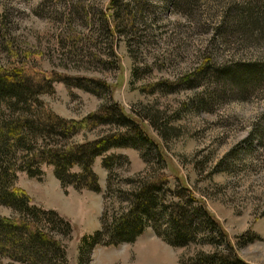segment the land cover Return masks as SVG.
<instances>
[{
    "label": "rangeland",
    "instance_id": "1",
    "mask_svg": "<svg viewBox=\"0 0 264 264\" xmlns=\"http://www.w3.org/2000/svg\"><path fill=\"white\" fill-rule=\"evenodd\" d=\"M255 1L196 0L175 12L166 0H128L133 10L117 18L111 0H0V69L24 67L78 83L82 87L54 82V92L41 99L61 118L78 121L116 105L155 143L116 147L97 157L92 171L99 192L62 185L52 166L41 165L40 176L18 173L14 189L69 224L70 233L54 234L65 264L83 263L85 236L101 231L107 238L105 226L131 209L133 181L148 173L153 180L166 178L164 205L178 202L190 211L203 205L216 230L204 227L197 242L178 247L156 233L152 221L134 242L93 247L88 264L188 263L215 249L226 254L225 241L230 255L264 264V83L241 93L230 80L198 71L264 63V32L253 39L233 33L264 29V20L249 28L244 19L248 13L258 18L264 0ZM124 127L102 123L70 142L122 134ZM110 156L121 158L108 171L102 161ZM0 215L9 218L13 211L0 205ZM160 217L165 230L168 217ZM0 264L28 263L0 255Z\"/></svg>",
    "mask_w": 264,
    "mask_h": 264
},
{
    "label": "trees",
    "instance_id": "2",
    "mask_svg": "<svg viewBox=\"0 0 264 264\" xmlns=\"http://www.w3.org/2000/svg\"><path fill=\"white\" fill-rule=\"evenodd\" d=\"M127 1L111 0L113 17L121 18L123 13L133 10L134 7ZM135 1L141 3L140 0ZM195 1L166 0L168 4H172L175 12H181L184 6ZM139 6L145 10L147 5ZM257 11L258 18L251 13L244 18L249 28L264 20V5H259ZM244 19L242 18L241 22L245 23ZM234 31L233 33L238 31L241 37L253 39L258 33L262 34L264 29ZM216 67L207 65L198 71L200 75L212 74L219 82L230 80L236 88L241 89V93L246 92L250 86L264 83V63L232 62L223 67ZM57 81L68 86L76 84L82 87L61 77H47L24 67L0 69V205L13 211V216L9 218L0 215V255L13 261L28 264H65V251L60 242L54 240V234L58 229L65 230L66 234L71 231L69 224L56 212L31 205L30 198L25 192L14 189L19 172L24 171L31 177L40 176L41 165L52 166L56 178L62 185H73L78 189L99 192L98 177L92 171V165L97 157L116 147L141 145L143 148L148 146L153 148L155 145L140 125L123 114L116 105L115 109L103 106L97 113L79 121L56 115L46 107L41 96L53 93V83ZM86 82L102 90L109 89L101 81ZM185 83L188 87L194 85L192 81L185 80ZM102 123L122 124L126 126L124 127L126 132L106 135L82 144L70 142L83 130H90ZM120 158L110 156L104 158L102 164L109 171ZM74 168L78 171L74 172ZM150 176L151 173H148L133 181L136 188L130 199L131 209L115 219L112 226H105L107 238L101 231L83 238L80 247L82 264H88L90 252L96 245L117 246L134 242L148 225L151 226L152 221L155 222L152 227L156 233L178 247L197 242L204 227L216 230L217 222L211 218L203 205L193 211L187 210L186 206L178 202L170 207L164 205L161 193L165 192L167 180L164 176L154 180L150 179L152 178ZM160 215L168 217L165 230L160 229L162 227L159 223ZM219 233L221 235V232ZM225 249L226 254L215 249V252L210 254H196L188 263L182 264H248L237 255H230L233 249L226 241Z\"/></svg>",
    "mask_w": 264,
    "mask_h": 264
}]
</instances>
